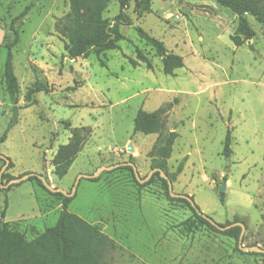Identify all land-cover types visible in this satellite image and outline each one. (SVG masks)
<instances>
[{
	"label": "rangeland",
	"instance_id": "obj_1",
	"mask_svg": "<svg viewBox=\"0 0 264 264\" xmlns=\"http://www.w3.org/2000/svg\"><path fill=\"white\" fill-rule=\"evenodd\" d=\"M32 1L0 0V136L13 109L17 115L0 145V155L12 162L4 173L16 179L39 174L67 193L80 175H90L101 166L130 162L142 179L154 165L148 153L158 135L134 133L133 119L139 109L162 108L164 133L177 134L167 170L172 174L182 166L171 182L173 192L192 197L198 209L219 225L243 221L242 245L264 249L261 25L246 15L255 37L236 47L230 37L237 18L214 1L154 0L151 13L140 18L131 3L126 13L132 25L120 27L124 39L117 50L70 59L66 41L54 28L68 12V0H38L13 49L19 92L11 101L1 84L4 36L10 20ZM117 12L118 4L112 0L103 16L111 19ZM137 27L161 41L168 54L182 57L183 67L165 75L161 59L138 36ZM137 50L150 68L130 64ZM34 83L45 91L26 99ZM72 128H86L88 136L67 174L58 179L51 160L68 142ZM227 131L228 158L222 154ZM2 166L0 160V170ZM123 167L101 172L97 182L79 179L67 208L114 242L116 248L105 255V264L263 263L261 253L240 251L233 238L192 224L190 209L169 201L158 180L139 186ZM28 179L0 191V213L6 203L8 226L31 240L56 223L61 205Z\"/></svg>",
	"mask_w": 264,
	"mask_h": 264
},
{
	"label": "trees",
	"instance_id": "obj_2",
	"mask_svg": "<svg viewBox=\"0 0 264 264\" xmlns=\"http://www.w3.org/2000/svg\"><path fill=\"white\" fill-rule=\"evenodd\" d=\"M30 2L22 12L13 17L7 27V34L4 36L3 47L6 50V57L1 77V84L4 92L11 101H14L19 92V84L14 74L12 58L13 49L18 43L21 27L24 19L29 11L34 7L35 2ZM112 0H68V12L55 22L54 28L65 41L64 50L70 59L86 58L90 54L99 56L107 51L117 50L118 43L124 39L120 32L121 26H131L132 20L126 13L129 5L133 4V12L136 17L140 18L144 14L151 13V4L154 0H115L118 4V12L111 19L105 18L109 3ZM166 1V0H161ZM222 8L228 9L237 18V25L230 40L236 47L242 46L245 42L255 37V32L251 28L246 15L251 16L261 25L264 30V0H211ZM138 36L150 46L157 57L161 59L162 72L165 75H173L176 69L183 67L182 57L174 54H168L163 43L144 32L141 28H136ZM12 37L9 40V37ZM133 67L144 63L150 68L147 58L141 51L137 50L136 60H129ZM45 91L44 87L39 83H34L30 87L25 98L29 99L34 94ZM17 121L16 109H13V117L8 123V127L0 136V145L7 139V133ZM165 119L164 110L162 108L153 112H147L139 109L133 119V132L144 135L157 134L158 139L148 153L154 161L152 169H161L171 182L182 171L179 165L176 172L170 174L167 170L166 161L172 153V145L177 138L174 131L164 133ZM70 138L64 145H60L51 160L53 166V174L58 178H63L77 155L81 152L88 130L86 128L70 129ZM230 133L227 131L222 154L226 158L230 156ZM1 160V159H0ZM3 162V160H1ZM4 164V162H3ZM12 162L9 161V168ZM122 169L128 170L137 185L141 186L136 180L133 170L129 166ZM16 179L7 173H3L1 177L2 185L7 184L10 180ZM97 178L92 182H97ZM158 180L166 198L169 201H177L185 204L192 212V224L206 226L208 229L218 232L222 235L233 238L238 242L240 227H232L225 231H219L213 227L208 221L198 216L190 203L181 198H171L168 193L167 182L162 179L158 172H155L145 185ZM28 181L35 182L40 188L46 191L50 196L60 201L61 212L56 223L37 235L31 240H27L24 235L18 231L12 230L8 226V222H0V264H105V255L116 248L114 242L104 235L100 229L79 216L67 211L72 197H65L60 193H50L36 177H30ZM1 189L0 191H7ZM221 204L224 203V193L218 195ZM192 199V197H191ZM6 203L0 213V219L5 216ZM241 222L235 219L231 223ZM253 247V246H251ZM263 257L264 254H260Z\"/></svg>",
	"mask_w": 264,
	"mask_h": 264
},
{
	"label": "water",
	"instance_id": "obj_3",
	"mask_svg": "<svg viewBox=\"0 0 264 264\" xmlns=\"http://www.w3.org/2000/svg\"><path fill=\"white\" fill-rule=\"evenodd\" d=\"M128 150L130 152H133V148L131 146L128 147ZM0 159L3 160L4 164L0 170V188L2 189H6L8 188L10 185L12 184H18L24 180H27L28 178L30 177H36L38 178L43 186L50 192V193H60L62 195H64L65 197H73L74 194H75V190H76V186L79 182V179L81 178H85V179H88V180H92V179H95L97 178L101 172L103 171H109V170H112L114 168H117V167H121V166H129L132 168L133 170V173H134V176L136 178V180L140 183V184H143V183H146L150 180V178L153 176V174L155 172H158L160 177L162 179H164L166 182H167V187H168V193H169V196L171 198H181V199H185L187 200L191 207L194 209V211L196 212V214L200 217H202L203 219H205L206 221H208L213 227H215L217 230L219 231H225V230H228L232 227H240V234H239V238H238V248L240 251H248V252H254V253H261V254H264V249H260L259 247L257 246H253V247H245L242 245V239H243V234H244V231H245V225L241 222H237V223H232L230 225H227V226H221L217 223H215L211 218H209L208 216H206L205 214H203L199 209L198 207L195 205L193 199H191V197L187 196V195H183V194H178V193H174L173 190H172V183L171 181L169 180V178L167 177V175L159 168H154L152 170L149 171V173L147 174L146 177L144 178H140L138 173H137V170H136V167L133 163H122V164H116V165H113V166H109V167H104V166H101L99 167L98 169H96V171H94V173L90 174V175H80L77 179V181L75 182V185L72 187L71 191L69 193H67L66 191L60 189V188H54L51 186V184L49 183V180L45 179L43 176L39 175V174H34V173H29V174H26V175H23L21 176L20 178H17V179H13V180H10L7 184L5 185H2L1 184V177H2V174L4 173L5 169L7 168L8 164H9V160L5 157H3L2 155H0ZM225 172H228V170L226 169ZM221 190L223 191L224 190V187L221 188Z\"/></svg>",
	"mask_w": 264,
	"mask_h": 264
},
{
	"label": "crops",
	"instance_id": "obj_4",
	"mask_svg": "<svg viewBox=\"0 0 264 264\" xmlns=\"http://www.w3.org/2000/svg\"><path fill=\"white\" fill-rule=\"evenodd\" d=\"M4 221H5V216H4ZM6 222V221H5Z\"/></svg>",
	"mask_w": 264,
	"mask_h": 264
}]
</instances>
